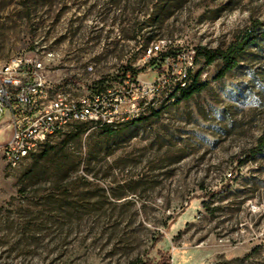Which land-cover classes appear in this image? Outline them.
Wrapping results in <instances>:
<instances>
[{"label":"rangeland","instance_id":"1","mask_svg":"<svg viewBox=\"0 0 264 264\" xmlns=\"http://www.w3.org/2000/svg\"><path fill=\"white\" fill-rule=\"evenodd\" d=\"M245 31L235 69L200 59L201 92L114 134L78 125L9 170L0 125V264H264V0H0V68L37 58L76 95L153 80L156 42L225 50Z\"/></svg>","mask_w":264,"mask_h":264},{"label":"built area","instance_id":"2","mask_svg":"<svg viewBox=\"0 0 264 264\" xmlns=\"http://www.w3.org/2000/svg\"><path fill=\"white\" fill-rule=\"evenodd\" d=\"M169 43L152 44L149 57H145L148 62L156 59L159 74L153 80L129 75L119 89H114L107 81L95 84L93 90L84 95H76L66 89L70 85L53 80L37 58L16 57L3 65L0 68V112L4 122L0 125L11 132L2 147L5 166L16 170L42 150L51 141L50 128H58L60 135L78 125L109 127L121 116L146 113L149 109L160 111V104H148V97L156 96V88L171 89L172 83H179V75H186V83L193 82L195 76L190 71V63L195 62L196 50L169 53ZM163 53L169 55L159 61ZM206 75L201 72L200 79Z\"/></svg>","mask_w":264,"mask_h":264},{"label":"trees","instance_id":"3","mask_svg":"<svg viewBox=\"0 0 264 264\" xmlns=\"http://www.w3.org/2000/svg\"><path fill=\"white\" fill-rule=\"evenodd\" d=\"M256 39L251 33L248 31H245L238 35L236 39L229 45V47L225 50L223 49H215V50H208L206 48H197L196 49V57H195V64H198L200 59L203 60V64L205 65H212L217 60H220L223 63V66L221 70L219 71L218 75L220 77L225 76L228 72L235 69L239 62V56L245 51L247 47L254 44L256 42ZM169 53H163L160 55L159 61H164L165 57H167ZM151 62L153 64L156 63V59H152ZM202 72V69L197 71L194 76V81L191 83L189 88L185 89L182 92L181 98H179L178 102H181L185 99H190L194 94L201 92L205 86L206 83L200 81V74ZM138 72H134V75H136ZM102 82H99L101 84ZM159 111H154V115H158ZM146 118V117H145ZM145 118H141L138 120L130 121L127 123L122 124L121 126H125L128 124H134L137 122H140L144 120ZM87 125V124H84ZM105 131L109 134L116 133V128L112 127H103ZM260 143L263 146L264 145V139H260ZM162 236L157 238L155 242L153 243L152 249H155L156 245L162 241ZM159 255L162 257V260L154 263L149 258L147 260H138L136 264H171V256L169 253L159 250Z\"/></svg>","mask_w":264,"mask_h":264},{"label":"bare ground","instance_id":"4","mask_svg":"<svg viewBox=\"0 0 264 264\" xmlns=\"http://www.w3.org/2000/svg\"><path fill=\"white\" fill-rule=\"evenodd\" d=\"M151 49L152 45L147 49L145 55L146 57H149V51H151ZM197 67H199V65L195 64V62L190 63V71L192 72V75H195V73L197 72V70H195ZM179 83H186V75H179ZM179 83H172L171 89L168 90L167 87H157L156 96L148 97V104H150V106H157L158 104H160V108H163L165 106H168V104L170 103L178 102L179 98H181L182 92L185 89L189 88L192 82L186 84ZM154 111H158V109H149V111H147L146 113L136 112L135 114H130L129 116H121L119 117V121H113L109 124V127L116 128L124 123L145 118L150 114H153ZM56 134H58V128H50L49 140Z\"/></svg>","mask_w":264,"mask_h":264}]
</instances>
